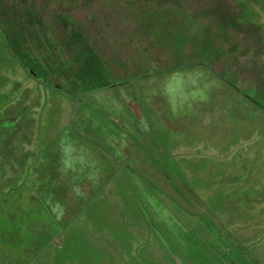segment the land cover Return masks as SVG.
Masks as SVG:
<instances>
[{
    "label": "rangeland",
    "instance_id": "1",
    "mask_svg": "<svg viewBox=\"0 0 264 264\" xmlns=\"http://www.w3.org/2000/svg\"><path fill=\"white\" fill-rule=\"evenodd\" d=\"M212 1L242 3L238 11L227 7L229 12H224L239 21L247 15L264 17V0ZM124 2L0 0V123L4 112L20 108L35 120L37 131L79 124V112H72L71 106L80 108L83 102L67 99L63 90L69 95L75 91L63 75L52 71L67 73V57L81 51L89 19L97 22L105 8ZM201 14L209 17L211 11L203 9ZM171 49L176 52L177 47ZM246 94L256 99L252 91ZM22 96L36 99L34 110L27 108L33 102L21 101ZM223 100L226 104L218 101L216 108L220 117L205 120L216 125V135L203 131L196 141L178 144L182 135L174 139L171 132L169 164L122 169L103 194L107 202L95 204L101 215L90 210L76 221L78 228L27 229L36 220L56 224L51 215L40 213L37 202L27 199L25 190L12 195L20 210L10 207V217L0 213V264H264V120L250 112L251 124L243 133L236 101L227 95ZM50 109L56 112L54 118ZM108 137L119 139L116 134ZM2 153L0 147V211L2 194L18 189L20 179L18 171L2 165ZM142 168L148 172L145 181L130 174L137 169L144 176ZM129 199L137 206L132 213L127 210ZM41 231L38 238L55 236L57 244L42 251L40 240L34 243Z\"/></svg>",
    "mask_w": 264,
    "mask_h": 264
},
{
    "label": "crops",
    "instance_id": "2",
    "mask_svg": "<svg viewBox=\"0 0 264 264\" xmlns=\"http://www.w3.org/2000/svg\"><path fill=\"white\" fill-rule=\"evenodd\" d=\"M178 2L182 4L125 0L105 8L97 22L91 18L84 25L83 47L69 53L67 73L52 71L63 75L75 91L69 95L63 90L66 98L83 102L80 108L70 105L72 112H79L81 126L37 131L26 110L12 108L8 116L2 114V165L20 173L18 189L2 194V215L10 217V207L20 210L11 198L25 190L27 199L37 202L40 213L51 215L56 224L36 220L27 229L78 228L76 221L90 210L101 215L95 206L107 202L103 194L122 169L169 164L171 132L174 139L182 135L178 144L196 141L203 131L216 135V125L205 120L220 117L217 103L226 104V95L240 109L243 133L251 124L250 112L264 120V17L247 15L239 21L224 13L227 7L238 11L244 6L235 1ZM203 9L211 11L209 17L201 14ZM171 47H177L176 52ZM55 58L61 60L57 54ZM251 91L257 100L247 96ZM21 98L33 102L27 108L34 110L35 98ZM52 111L48 113L54 118ZM112 134L118 141L108 137ZM144 168V176L137 169L130 174L145 181ZM132 202L129 213L137 207ZM43 233L34 243L40 240L42 248L57 244L55 236L38 238Z\"/></svg>",
    "mask_w": 264,
    "mask_h": 264
},
{
    "label": "trees",
    "instance_id": "3",
    "mask_svg": "<svg viewBox=\"0 0 264 264\" xmlns=\"http://www.w3.org/2000/svg\"><path fill=\"white\" fill-rule=\"evenodd\" d=\"M1 35L5 38V40H4V45H5V47H6V48H9L8 45H7V42H5V41H7V40H6V36L3 35L2 33H1ZM47 247H48V246L43 247V250H42V251H45V250L47 249ZM41 254H42V253H41ZM41 254H40V255H41Z\"/></svg>",
    "mask_w": 264,
    "mask_h": 264
}]
</instances>
